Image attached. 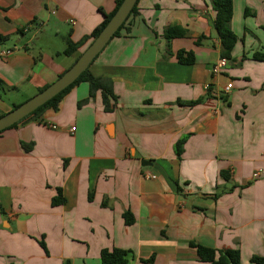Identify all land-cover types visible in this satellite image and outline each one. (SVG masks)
<instances>
[{"label": "crops", "instance_id": "obj_1", "mask_svg": "<svg viewBox=\"0 0 264 264\" xmlns=\"http://www.w3.org/2000/svg\"><path fill=\"white\" fill-rule=\"evenodd\" d=\"M232 2L237 43L220 74L209 0H137L88 68L111 83L108 112L81 82L0 132V264H101L115 249L128 264H206L190 243L264 258V173L252 178L264 171V62L251 59L264 0ZM115 3L0 0V117L69 69ZM173 27L185 35L167 41Z\"/></svg>", "mask_w": 264, "mask_h": 264}, {"label": "trees", "instance_id": "obj_2", "mask_svg": "<svg viewBox=\"0 0 264 264\" xmlns=\"http://www.w3.org/2000/svg\"><path fill=\"white\" fill-rule=\"evenodd\" d=\"M209 1L211 3V8L214 13V20H213L212 26L216 33L218 42H219L220 58L231 60L232 52L237 43V37L231 30V26H230L232 16H233V2L232 0H209ZM121 2L122 0H116L114 10L108 15H103V21L91 33L92 39H94L100 33V31L105 27V25L108 23V21L111 19V17L114 15L116 10L120 6ZM136 5H137V2L134 5L133 9L131 10L126 21L121 25V27L117 30V32L114 34L113 37L119 36L121 30L124 28L130 16L136 13ZM184 35H185V30L180 27L168 28L162 33L163 38L166 39L167 41L172 40V39L183 38ZM6 40H7V37L0 36V45ZM74 51H75L74 45L68 42L63 54L65 56H69L73 54ZM244 58L245 57L243 56V59ZM176 59L179 64H183V65H191L194 62V57L191 52L179 51L176 54ZM251 59L254 61H258V62H264V47L261 50L253 52L251 54ZM81 82H86L88 84L89 96H92L96 91L101 92L104 109L106 112H108L110 110L109 100L114 99L112 91H111V83L108 80L93 78L89 74V71L87 69L64 91L56 95L54 98H52L50 101H48L43 106L36 109L33 113H31L27 117L31 115H35L38 112L48 107L55 108L57 103L61 99V97L65 93H67L71 88H73L74 86H76L77 84ZM196 104L197 103H191V105H196ZM18 106L19 105L13 106V108H16ZM27 117H25L24 119H26ZM24 119H22L21 121H23ZM21 121H19L18 123H20ZM18 123L14 124L10 128L15 127ZM183 142L184 141L182 140L176 144L177 153H181V149H182L181 147H182ZM62 203H63V198L61 196V192L60 190H57V196L52 199V204L56 206ZM124 222H125V225L132 224L133 219L129 213L124 214ZM40 245L44 247L42 243ZM189 246L195 249L197 258L202 263L240 264L239 252L236 250L219 251V250L206 248L201 245L194 244V243H190ZM130 254L131 253L129 251L118 250V249H115L112 251L102 250L100 252V263L101 264H128L127 258ZM150 262L151 260L149 261V263ZM250 263L251 264H264V258L252 257L250 260ZM65 264H68V263H65Z\"/></svg>", "mask_w": 264, "mask_h": 264}, {"label": "water", "instance_id": "obj_3", "mask_svg": "<svg viewBox=\"0 0 264 264\" xmlns=\"http://www.w3.org/2000/svg\"><path fill=\"white\" fill-rule=\"evenodd\" d=\"M137 0H122L120 6L92 40L87 49L77 58L74 64L59 76L53 83L39 91L29 100L0 117V132L18 123L36 109L46 104L56 95L70 86L92 64L94 59L101 53L117 30L126 21ZM142 166H150L149 162L142 161Z\"/></svg>", "mask_w": 264, "mask_h": 264}, {"label": "built area", "instance_id": "obj_4", "mask_svg": "<svg viewBox=\"0 0 264 264\" xmlns=\"http://www.w3.org/2000/svg\"><path fill=\"white\" fill-rule=\"evenodd\" d=\"M7 54H9V52H2L1 56H5ZM227 64H228V61L226 59L219 58L217 63H215V65L210 69V74L211 75L220 74V72L223 71L227 67ZM230 89H231V84H227L225 90L228 91ZM51 128L54 129V127H51ZM71 131H74V128H72ZM263 173H264L263 170H256L253 172L252 178L257 179ZM151 178L154 179L155 177L152 176Z\"/></svg>", "mask_w": 264, "mask_h": 264}]
</instances>
